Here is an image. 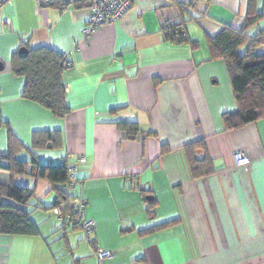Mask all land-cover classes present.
<instances>
[{
    "label": "crops",
    "instance_id": "crops-1",
    "mask_svg": "<svg viewBox=\"0 0 264 264\" xmlns=\"http://www.w3.org/2000/svg\"><path fill=\"white\" fill-rule=\"evenodd\" d=\"M79 5L10 0L0 7V130L8 132L1 131L0 151L11 131L24 147L17 159H67L76 168L69 192L96 222L90 238L113 253L103 264H264V117L225 128L223 115L237 103L209 43L226 27L241 30L249 11L263 15L250 32L264 31V0H135L124 18L87 40L89 8ZM182 22L187 41L167 39L163 28ZM39 47L70 54L65 117L25 99V78L13 73L14 55ZM127 122L136 134L118 126ZM36 132L44 133L40 146ZM194 143L204 144L213 174L193 179L186 147ZM239 151L249 166L238 165ZM11 181L0 171L2 184ZM13 182L36 186L33 204L55 201L47 181ZM48 211L32 215L39 236L0 234V264H101L82 230Z\"/></svg>",
    "mask_w": 264,
    "mask_h": 264
},
{
    "label": "trees",
    "instance_id": "trees-1",
    "mask_svg": "<svg viewBox=\"0 0 264 264\" xmlns=\"http://www.w3.org/2000/svg\"><path fill=\"white\" fill-rule=\"evenodd\" d=\"M74 5L88 7V2L77 0ZM49 7L65 9L61 5ZM262 18L263 15H252L249 11V16L241 30L226 27L217 37L209 41L213 58L220 59L226 64L237 103L235 111L223 115L227 130L240 129L264 117V31L256 34L250 32ZM184 24L182 22L165 26L163 34L170 41L184 43L187 41L186 35L185 38L180 37ZM22 49L26 52L19 51L14 55L12 70L15 75L25 78L23 97L43 105L57 117H65L69 113V108L67 90L62 80L63 73L67 70L62 63L63 53L48 47ZM2 125L3 121L0 119V127ZM118 126L130 135L138 131L133 123H119ZM41 134L44 133H35V145L40 146L45 140ZM23 148L9 131L8 149L2 152L0 171L9 173L12 181L9 184L0 182V234L39 236V226L33 221L32 215L40 208L42 210L59 209L65 218L63 222L67 221L72 229L80 230L78 225L69 218L70 201L73 197L68 191L70 183L68 168L61 164H42L33 156L29 161L19 160L16 158V153ZM167 149L164 147L163 152ZM197 150L206 152L203 143H194L186 147L193 179L214 173L210 157L207 153L203 158L197 157ZM15 177H27L36 182L47 181L55 194L52 206L43 207L40 203L33 204L36 186L28 188L17 185L13 182ZM155 205V201H149L151 209ZM168 225L170 223L165 224V226Z\"/></svg>",
    "mask_w": 264,
    "mask_h": 264
},
{
    "label": "built area",
    "instance_id": "built-area-1",
    "mask_svg": "<svg viewBox=\"0 0 264 264\" xmlns=\"http://www.w3.org/2000/svg\"><path fill=\"white\" fill-rule=\"evenodd\" d=\"M10 0H0V7ZM176 4H181L182 1H188L193 4H205L210 0H171ZM40 7H49L53 5H61L65 9L71 5H74L77 0H38ZM88 2L89 15L87 19L86 27L83 31L84 39H89L93 33H95L100 27L106 24H113L124 18L133 8L135 0H86ZM64 9V10H65ZM184 29L181 30V36L185 38ZM62 63L66 69L71 67L70 54L63 53ZM2 157V151H0V158ZM239 157L237 163L240 166L247 167L250 165L251 161L246 156L245 152L239 151L237 154ZM80 161H84L81 158ZM62 166H66L69 170L70 183L68 186V191L71 190L73 186V172L75 167H71L67 159H62L60 161ZM86 202L79 197H73L70 201V215L69 218L72 222L76 223L80 230L84 231L89 238V242L92 245L95 255L99 262H103L107 259L112 258L113 253L108 250L101 249L96 243L90 238L96 229V222L94 220L86 218ZM54 214L61 219L65 220L63 214L59 209L54 210ZM68 218V219H69Z\"/></svg>",
    "mask_w": 264,
    "mask_h": 264
},
{
    "label": "rangeland",
    "instance_id": "rangeland-1",
    "mask_svg": "<svg viewBox=\"0 0 264 264\" xmlns=\"http://www.w3.org/2000/svg\"><path fill=\"white\" fill-rule=\"evenodd\" d=\"M1 131L3 132V133H5V135H7V128L6 129H2V130H0V134H1ZM48 198V199H47ZM53 199H54V195L52 194V195H50L49 197H44V200L46 201V202H50V201H53ZM34 200V199H33ZM45 214L48 216V217H51V218H53V219H56L57 218V216L54 214V210H50V211H48V212H45ZM83 233H84V235L87 237V235H86V233L84 232V231H82Z\"/></svg>",
    "mask_w": 264,
    "mask_h": 264
},
{
    "label": "water",
    "instance_id": "water-1",
    "mask_svg": "<svg viewBox=\"0 0 264 264\" xmlns=\"http://www.w3.org/2000/svg\"><path fill=\"white\" fill-rule=\"evenodd\" d=\"M25 52H26L25 49H21V50H20V53H25Z\"/></svg>",
    "mask_w": 264,
    "mask_h": 264
}]
</instances>
